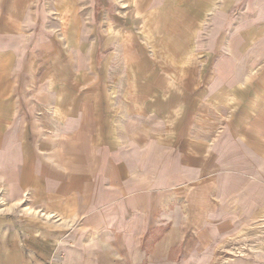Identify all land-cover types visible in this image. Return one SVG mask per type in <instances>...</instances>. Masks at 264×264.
Wrapping results in <instances>:
<instances>
[{"label": "crops", "instance_id": "crops-1", "mask_svg": "<svg viewBox=\"0 0 264 264\" xmlns=\"http://www.w3.org/2000/svg\"><path fill=\"white\" fill-rule=\"evenodd\" d=\"M264 0H0V264H264Z\"/></svg>", "mask_w": 264, "mask_h": 264}, {"label": "rangeland", "instance_id": "rangeland-1", "mask_svg": "<svg viewBox=\"0 0 264 264\" xmlns=\"http://www.w3.org/2000/svg\"><path fill=\"white\" fill-rule=\"evenodd\" d=\"M260 174H262V176L264 177V172H262V173H260Z\"/></svg>", "mask_w": 264, "mask_h": 264}]
</instances>
